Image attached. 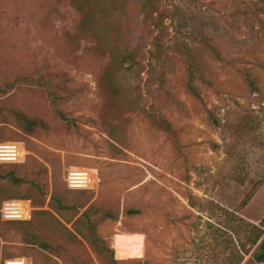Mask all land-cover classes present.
<instances>
[{"label":"rangeland","instance_id":"374dc122","mask_svg":"<svg viewBox=\"0 0 264 264\" xmlns=\"http://www.w3.org/2000/svg\"><path fill=\"white\" fill-rule=\"evenodd\" d=\"M0 87V264H264V0H0Z\"/></svg>","mask_w":264,"mask_h":264},{"label":"trees","instance_id":"16d2710c","mask_svg":"<svg viewBox=\"0 0 264 264\" xmlns=\"http://www.w3.org/2000/svg\"><path fill=\"white\" fill-rule=\"evenodd\" d=\"M142 8L144 9V14H145V18L146 21H148V23L150 25H152L155 22V13L157 12L158 8L156 7V5H153V7H150V10H147L148 5L145 3H142ZM76 7L78 8V6L76 5ZM25 79L27 80V77H25ZM44 81L47 80L43 79ZM64 81V80H63ZM62 81V89L66 90L68 92V85L67 83L64 84V82ZM50 81H48L49 83ZM49 85H51L49 83ZM55 86V85H54ZM52 88V87H51ZM2 87H0V91H2ZM194 95L200 99L201 97L195 93L194 91ZM60 97H58L57 95L52 96L53 99V104L57 105L59 103V99ZM58 114L61 118L64 119V116L62 115V112L58 110ZM15 115L16 117L19 119L20 123L22 124L23 128L29 132V133H34L36 130L38 129H47V125L44 121L40 120V119H36V118H29L28 116L24 115L23 113H19L15 111ZM14 182L19 183L20 179H17L15 177H13ZM189 200L191 202L192 205H194V201L196 200L194 196L190 195ZM132 213L136 212V211H131ZM104 218H109L110 217V213H105L103 215ZM85 218L87 219L88 222V227H89V231L91 233V237H88L91 245L96 248L100 254H106L109 257V261L111 262V264H117V262L114 260L113 257V251L109 248V246L105 243V241L100 238L97 233H96V225L93 221H91L89 219L88 214H85ZM241 221L243 222V228L244 231H246V233H248V239L250 240V243L253 246H258V249L256 250V252L253 255V258L256 262L258 263H264V219L262 220V225L259 227L257 225H254L252 223H248L246 222L244 219H241ZM43 248H47L46 243H42Z\"/></svg>","mask_w":264,"mask_h":264},{"label":"built area","instance_id":"2783aa9c","mask_svg":"<svg viewBox=\"0 0 264 264\" xmlns=\"http://www.w3.org/2000/svg\"><path fill=\"white\" fill-rule=\"evenodd\" d=\"M21 152L14 144H0V161L1 162H18L20 161ZM76 175V174H75ZM83 184L87 183V178L81 179ZM5 264H26L23 260H8Z\"/></svg>","mask_w":264,"mask_h":264},{"label":"bare ground","instance_id":"6f19581e","mask_svg":"<svg viewBox=\"0 0 264 264\" xmlns=\"http://www.w3.org/2000/svg\"><path fill=\"white\" fill-rule=\"evenodd\" d=\"M74 174H75V173H74ZM76 175L79 176L80 174H76ZM79 179H81V178H79ZM15 203H16V202H15ZM18 204H19V203H18ZM13 205H14V204H13ZM13 205H12V206H13ZM16 205H17V204H16ZM13 209H14V208H13ZM21 212H22V211H21ZM21 212H20V213H21ZM7 213H8V212H7ZM16 213H17V212H16ZM21 214H22V213H21ZM15 215H16V214H15ZM11 216H12V214H11ZM11 216H10V217H11ZM20 216H21V215H20Z\"/></svg>","mask_w":264,"mask_h":264}]
</instances>
